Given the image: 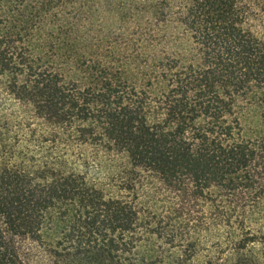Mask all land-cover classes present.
<instances>
[{
  "label": "trees",
  "instance_id": "trees-1",
  "mask_svg": "<svg viewBox=\"0 0 264 264\" xmlns=\"http://www.w3.org/2000/svg\"><path fill=\"white\" fill-rule=\"evenodd\" d=\"M257 83L264 0H0V264H264Z\"/></svg>",
  "mask_w": 264,
  "mask_h": 264
},
{
  "label": "rangeland",
  "instance_id": "rangeland-1",
  "mask_svg": "<svg viewBox=\"0 0 264 264\" xmlns=\"http://www.w3.org/2000/svg\"><path fill=\"white\" fill-rule=\"evenodd\" d=\"M235 113L240 117L243 135L264 137V84L246 85L236 96Z\"/></svg>",
  "mask_w": 264,
  "mask_h": 264
}]
</instances>
